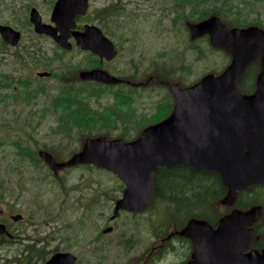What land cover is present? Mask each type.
I'll use <instances>...</instances> for the list:
<instances>
[{
    "label": "rangeland",
    "instance_id": "rangeland-1",
    "mask_svg": "<svg viewBox=\"0 0 264 264\" xmlns=\"http://www.w3.org/2000/svg\"><path fill=\"white\" fill-rule=\"evenodd\" d=\"M15 1L7 0L6 4H15ZM21 1L23 3L27 0ZM170 1L90 0L91 19L95 15L101 19L99 14L104 8L116 9L113 19L119 26L112 28L114 35H111L110 39L119 46L120 55L116 62L109 66L110 69L125 73L136 70L138 75H144L152 72L157 66L167 64L179 76L174 77L175 80L184 86L193 84L204 75H219L225 70L230 62L226 52L212 48L206 38L200 40L198 50L194 51L189 41L185 40L183 24L187 19L180 21L176 18L178 12L173 10L176 5H172ZM242 1L208 0L202 5L199 4V9L212 7L219 13V8L228 3L232 5V16L226 17L227 22H231L230 17L241 18L243 23L246 20L264 22V0ZM215 3L219 5L214 7ZM96 22L100 25L99 21ZM103 23H108V19ZM165 43L170 47L177 46L179 52L164 57L159 48L166 47ZM45 46H49V43ZM135 47L138 53H142V58L133 52ZM131 48L133 50H130ZM68 64L81 67L83 60L73 53L66 56L62 64L53 68V71L59 75L65 74L68 71L65 65ZM38 88L35 108L32 102L25 105L24 109H13L12 104L0 107V210H10L13 215L23 216L21 221L14 223L18 232L17 242L0 248V256L11 257L23 244L44 240L46 245L41 246L47 251L74 253L79 264H145V260L154 253L159 244L166 241L157 240V236L153 235L160 225L157 223L160 218L164 217V221H167L166 212L160 206L149 207L136 217L122 213L113 224H108L115 202L112 197H115V200L120 198L119 188L123 185L113 174L94 167L74 166L54 179L52 172L43 165H32L24 158L6 152L7 139H16L19 144L24 145L27 137L32 139L34 147L49 143V147L60 149L58 144H68L65 154L80 148L84 135L77 139L75 135L70 134L63 140L60 134L52 131L42 132L47 131L48 127H53L54 122L50 116L37 117L33 112H45L49 103L41 104V101L49 96L60 95L57 92L62 89L53 81L49 82V85L40 82ZM71 90L81 91L83 96L91 97L87 108L97 113L113 105L115 100L121 101L124 96L122 94L120 98L113 97L116 87H88L76 82L75 78ZM153 92H146L139 100L132 102L136 114L131 121L118 122L117 127L94 126L91 132L110 139L134 140V137L139 135L141 123L161 120L167 111L168 103L171 102L165 93L163 99L160 98L159 94L166 92L165 90ZM164 104L167 105L159 109ZM10 124L14 128H35V133L28 136L13 134L6 129ZM6 156L9 158L6 159ZM224 212L225 209L221 207L213 210V220H218ZM108 226L114 228L113 232L101 234ZM175 226L176 223L173 222L170 228L166 227V224L161 225V231H171ZM170 240L175 250L162 254L150 264H178L184 259V247L186 248L187 244L179 239Z\"/></svg>",
    "mask_w": 264,
    "mask_h": 264
},
{
    "label": "water",
    "instance_id": "water-1",
    "mask_svg": "<svg viewBox=\"0 0 264 264\" xmlns=\"http://www.w3.org/2000/svg\"><path fill=\"white\" fill-rule=\"evenodd\" d=\"M66 6L72 7V13L67 14L69 30L76 25V15H85L88 0H59L53 18L58 12L65 16ZM39 19L32 10L36 32L58 42L55 30L40 24ZM188 29L191 39L208 35L213 48L230 55V63L221 74L204 75L195 84L181 89L173 85L175 103L170 115L145 128L133 141L88 138L79 153L61 164L46 153L41 154L56 176L59 170L79 164L113 173L124 184V190L114 204L111 221L120 211L141 213L147 209L153 196V175L163 167L183 165L197 172L216 173L226 188L221 200L226 206L235 204L239 192L264 186V30L257 27L228 30L216 16L190 24ZM0 31L7 38L10 30ZM72 36L82 50L106 60L116 56L114 44L94 26H85L83 33L72 32ZM258 60L260 71L255 90L251 95H243L239 80ZM78 77L104 85L121 82L98 69L81 71ZM262 215L261 206L246 211L234 209L214 228L205 220L191 219L167 238L177 234L190 239L193 250L187 264H264V249L250 250L259 239L253 225ZM12 219L19 221L22 216L15 215ZM111 231L112 227H107L102 233ZM0 235L13 237L1 223ZM75 261L70 253H55L45 264H75Z\"/></svg>",
    "mask_w": 264,
    "mask_h": 264
},
{
    "label": "flooded vegetation",
    "instance_id": "flooded-vegetation-1",
    "mask_svg": "<svg viewBox=\"0 0 264 264\" xmlns=\"http://www.w3.org/2000/svg\"><path fill=\"white\" fill-rule=\"evenodd\" d=\"M6 1L7 0H0V30L2 28H7L10 30L8 34H6L7 38H4L0 31V107L12 104L14 107L13 109H24L26 108L25 105L32 102L34 105L33 107L35 108V104L37 103L36 95H39L38 85L40 82L47 85H49V82L51 81L55 82L56 84L60 85L62 89L60 92H57L60 95L49 96L47 99L41 101V104L49 103V106L46 107L48 110L45 108V112L38 111L36 113L37 110H34L33 112L34 116H50V119L53 120L54 126L50 128L48 127L47 131H42L44 133H49L52 131L53 133L60 134L62 139L66 140V136L70 134L75 135V137L78 139L79 136L82 138V135L89 134L91 132V127L78 126L79 124H73L66 120L69 116L74 115V112L68 109V107L77 106L73 102H80L81 106H83L86 110L89 109L87 108V102L90 101L91 97L82 96L81 98L79 96H69L64 95V93L62 94V92L65 91H72L71 89L74 87V78L76 82L84 84L88 87H116V93L113 94V97L120 98L122 94L128 95L130 98L129 102L132 107V102L134 103L135 101L139 100L140 97L146 92L150 94L155 90H165L166 92H161L159 94L160 98L163 99V93H165L167 96H169L171 102L174 104L175 96L171 91V87L173 85H176L179 89L187 87V85L184 86L178 80H175L174 77L179 76L176 75L167 64H163L160 67L157 66L153 68L154 70L152 72L144 75H138L136 70L125 73L119 70L110 69L109 66L114 64L120 55L119 46H116L110 39L111 35H114L113 31H110L112 30L111 26L106 27L103 23V20L99 17H96V15L95 17H92V19L90 18V0H88V9L85 15H76L74 18L76 25L69 30H67V14L72 13V7L69 8L66 6V8L63 9L65 16L58 12L53 18V11L59 0H27L23 3L21 0H16L15 4L9 5L6 4ZM199 4V0H187L186 3L179 2L177 9L178 11L176 10V7H173V10L178 12V15L176 16L178 20L186 21L187 19L186 23L183 24V31L185 32V40L189 41V44L192 45L194 51L198 50V43L202 38L191 39L188 25L200 22ZM243 5L244 1H242L241 7H243ZM32 10H35L38 13L40 17V24L47 25L54 29L57 40H59L58 42L63 43L67 48L60 45L53 37L36 32L35 24L32 22ZM230 15L232 16V14ZM231 18L233 21L230 23V27H227L226 24L223 23L228 30L234 28L243 29L247 27H257L261 30H264V22L246 20L245 23H243L241 18ZM95 20L99 21L100 25L97 24ZM240 20L241 22L237 24V22ZM85 26L96 27L100 30L104 37L109 39L114 44L116 56L112 60H106L104 57H100L89 50H82L76 46L72 32L78 31L79 33H83ZM114 26L118 28L119 25L116 24ZM114 26H112V28ZM203 38H208V36H204ZM46 43H49V46H45ZM165 45L166 47L162 46L159 48V51L164 57H169V54H177L179 52L177 46L170 47L167 45V43H165ZM130 50H133V48ZM133 52L141 55L142 58V53H138L136 47L134 48ZM73 53L82 58L83 65H81V67L79 65L72 64L65 65V69L68 71L62 75H59L58 72L53 71V68L62 64V61L66 56ZM95 69L105 71L110 76L116 77L121 82L117 83L116 85H104L92 80L79 79L78 75L81 71H91ZM44 73H47L48 75H41ZM153 79H156V81ZM92 96L95 98L98 97L95 95ZM134 113L136 114V110ZM82 114L87 116L88 113L85 111ZM168 115L166 117H168ZM20 120H22V118ZM158 122L160 121L141 123L138 133L141 134L146 127ZM6 129H9L13 134L22 136H28L35 133V128H14L11 127V124L7 126ZM84 136L85 137L83 138L80 148L78 150L75 149L73 152H70V154H65L67 150L66 146L68 144H58L60 149L49 147V143L44 144L41 147H34L31 143L32 139H30V137L25 139L26 143L24 145L19 144L16 139H7L6 152H11L17 157H22L25 159V161H28L32 165H43L45 168H48L51 171L49 165L42 158L41 154L46 153L54 160V162L58 164L65 163L70 160L72 156L80 152L83 144L88 139V137H86L87 135ZM8 158L9 156H6V159ZM77 166H89V164H80ZM65 170L67 169L59 170L57 176L51 171L53 174L52 177L54 179L58 178L59 175H62ZM122 213L126 212L121 211L119 216ZM15 215L11 214L10 210H0V223L3 224L6 227V230L13 236L11 239L17 242L16 239L18 237V232L14 227L15 221L12 219V217ZM225 215L227 214H222L221 218ZM260 219L261 218H259V220ZM115 221L116 219L111 222L108 220V224H113ZM113 229L114 228L112 227L111 232H113ZM101 234H103L102 231ZM34 242L36 244L37 250L42 249V251L46 253V255H44L45 262L55 253H70L66 251H47L45 247L41 246L42 244L46 245V241L44 240H36ZM70 254L76 258L75 264H79L77 255L74 253ZM148 259H150V257L145 260V264L147 263ZM188 261H190V255L189 258L183 259L178 264H187Z\"/></svg>",
    "mask_w": 264,
    "mask_h": 264
},
{
    "label": "trees",
    "instance_id": "trees-1",
    "mask_svg": "<svg viewBox=\"0 0 264 264\" xmlns=\"http://www.w3.org/2000/svg\"><path fill=\"white\" fill-rule=\"evenodd\" d=\"M187 0H171V4L176 5L178 9L179 2L186 3ZM208 0H199L200 4L206 3ZM218 1V0H211ZM226 1V0H224ZM217 3L213 6L217 7ZM219 14L215 12L216 10L212 7L202 8L200 10L199 21L210 17L211 15L220 16L222 23L230 27V23L233 19L230 17L231 22H227L226 17L232 14V5L225 3L223 7L219 8ZM116 13V9L108 10L103 9L100 12V17L104 25L112 26L116 25L113 19ZM112 32V30H110ZM229 56V55H228ZM230 57V56H229ZM260 71V62H253L245 71L243 76L239 81V90L241 94L250 95L255 90V80ZM81 90H84L80 87ZM64 95L69 96H79L82 98L83 93L81 91H65ZM129 96H122L121 101H114V104L110 107L104 109L103 112L97 113L85 109L81 106L80 102H73L74 107H68L69 110L74 112V115L69 116L66 120L73 124H79L82 127H117L118 122L123 123L124 121H131L135 116V111L130 105ZM167 104L161 105L165 107ZM173 103L170 102L167 105V111L162 117L164 119L171 111ZM164 109V108H163ZM87 111V116L82 113ZM161 119V120H162ZM160 119L155 120L159 121ZM88 135V138H95L99 136H105L100 134H84ZM138 137L136 135L134 138ZM110 139V137H107ZM123 141H131L126 139H121ZM133 140V139H132ZM88 168H93L91 166H86ZM23 170V169H22ZM21 171V168L19 169ZM123 185H120V190H122ZM226 189L224 188L220 177L215 173H205L196 172L192 169L183 166H171L159 168L153 175V196L149 207L155 208L160 206L161 209L166 212L167 221H164V217L160 218L157 232L153 235L157 236V240H166L164 243H160L153 254H151L150 259H148L146 264H150L155 259H158L162 254L172 252L175 250L174 245L171 244V238L181 240L187 244L185 249V258H189L190 251L192 248L191 241L189 239L180 237L179 235H174L173 237L167 238V234L171 231L181 230L187 221L190 219H202L206 220L209 224H216V220L212 218V211L218 209L219 207L225 209V213L229 212L231 208L221 204V199L224 197ZM108 197V196H107ZM109 198V197H108ZM112 201H115V197H112ZM258 204L263 207V216L254 225L255 234L259 237L256 244H253L251 248L261 251L264 248V187H252L249 188L244 193H239L235 207L246 210L249 207ZM176 223V226L170 231V229H165L161 231V225H165L170 228L171 223ZM157 224V225H158ZM16 242L5 235H0V248H3L6 244H15ZM46 253L42 249L37 250L35 242L23 244L21 248L17 250L15 254L11 257L0 256V264H44Z\"/></svg>",
    "mask_w": 264,
    "mask_h": 264
}]
</instances>
